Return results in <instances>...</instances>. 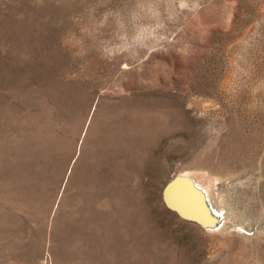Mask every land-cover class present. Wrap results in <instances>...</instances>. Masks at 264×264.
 I'll use <instances>...</instances> for the list:
<instances>
[{
  "label": "rangeland",
  "instance_id": "rangeland-1",
  "mask_svg": "<svg viewBox=\"0 0 264 264\" xmlns=\"http://www.w3.org/2000/svg\"><path fill=\"white\" fill-rule=\"evenodd\" d=\"M0 264H264V0H0Z\"/></svg>",
  "mask_w": 264,
  "mask_h": 264
},
{
  "label": "water",
  "instance_id": "water-1",
  "mask_svg": "<svg viewBox=\"0 0 264 264\" xmlns=\"http://www.w3.org/2000/svg\"><path fill=\"white\" fill-rule=\"evenodd\" d=\"M161 199L168 210L201 227L211 226L218 219L208 211L203 194L183 173L174 174L163 184Z\"/></svg>",
  "mask_w": 264,
  "mask_h": 264
},
{
  "label": "bare ground",
  "instance_id": "bare-ground-1",
  "mask_svg": "<svg viewBox=\"0 0 264 264\" xmlns=\"http://www.w3.org/2000/svg\"><path fill=\"white\" fill-rule=\"evenodd\" d=\"M183 174L187 175L192 180L193 185L195 186V188L203 194V196L205 198V202H206L207 208H208V211L211 212L214 216H216L218 218L213 225L208 226V227H203V228H205L207 230H215V229L220 228L222 226V224H223L222 223L223 216L219 213L218 210H216L214 207L211 206L210 202L208 201V196H207V192H206L205 187H203L198 181H196L194 178H192L188 173L185 172ZM206 188H207V186H206Z\"/></svg>",
  "mask_w": 264,
  "mask_h": 264
},
{
  "label": "crops",
  "instance_id": "crops-1",
  "mask_svg": "<svg viewBox=\"0 0 264 264\" xmlns=\"http://www.w3.org/2000/svg\"><path fill=\"white\" fill-rule=\"evenodd\" d=\"M102 153L106 155V151H103ZM104 161L109 162L108 160H104Z\"/></svg>",
  "mask_w": 264,
  "mask_h": 264
}]
</instances>
